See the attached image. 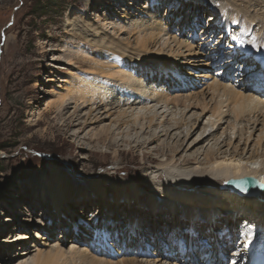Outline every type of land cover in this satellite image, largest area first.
I'll list each match as a JSON object with an SVG mask.
<instances>
[{
  "label": "bare ground",
  "instance_id": "bare-ground-1",
  "mask_svg": "<svg viewBox=\"0 0 264 264\" xmlns=\"http://www.w3.org/2000/svg\"><path fill=\"white\" fill-rule=\"evenodd\" d=\"M138 1H128V5L124 9L129 16L130 14L132 15V22L126 23L124 21L123 24L117 25L115 20L109 18V20L107 19V24L109 23L106 26L107 29L101 33L97 26L88 22L87 17L83 15L84 13L78 17L71 18L69 16V24L74 31L78 30L82 34V39L86 44L91 43L99 49L97 50L98 52L100 50L111 51L125 56L126 60H129L122 64L118 63L120 67L118 69L113 66L110 68L105 66L106 69L102 67V72L100 73L102 77L93 76L92 79L86 82L84 88L80 90L73 91L70 88L69 94L65 93V95L63 94L59 97L58 101L55 100L51 104L48 103L46 109L52 110L56 108L61 115L65 116L68 114V117L65 116L64 118L69 126L71 124L72 126H86L91 123H103L111 119V123L108 126H103L99 133L94 132L98 141L103 142L110 138L111 144L109 145L119 144L118 138L123 134L121 129L125 127L129 128V130L126 133L127 139L124 138V141H128L131 138L132 142L136 143L134 146L142 147L146 143L149 146L153 142L161 140V137L164 136L166 138L163 144L165 143L166 145L164 147L159 145L154 150L166 147L173 153L180 147L181 143H179L180 140L179 142H177L178 140L176 141L178 144L173 143L171 141L172 138L174 136V139L183 137L185 140L192 135L193 127L206 119L205 122L203 121L204 125L201 132H199L200 135L190 143L195 146L198 143L207 141L206 146H208V149H204L206 150L204 158L201 159L196 156V159H191V154H187L180 162L175 157L164 159L163 156L166 153L162 149L163 159L158 164L156 163L158 167L154 165L156 168L153 167L150 173L146 171L149 173L146 176L148 183L146 190L150 189L155 195L147 200V204L144 207L146 212L142 211V209L137 211L135 207H132V211H137L140 218H142L139 222V228L142 222V229H136V234H140L146 241L157 246L158 249L163 242H166L170 248L173 246L172 241L170 242L169 240L174 238L171 236L167 237V234H163V232L170 233L171 225L175 224L181 234V228L178 225L183 224L187 217L189 229L195 228L193 230L197 231L199 236H201L198 229L202 227L201 230L204 237L211 236L216 238V250H213L215 253L211 254L208 248L206 252L209 257L207 258L202 259L203 254L201 251H197L194 255L178 260L175 257L170 258L168 254L160 251L158 256L161 259H138L134 256L125 262L128 264H206L209 258L211 264H223L219 254L220 252L227 253L230 251L228 248L225 249V246H232L233 240L229 236L236 233L233 229V233L224 235L227 230L231 232L228 226H236L237 229L242 221L252 219L255 221L252 236L264 235V189L261 190L259 185L254 182L243 184L242 187L248 192H258L256 196L249 197L247 195L240 196L241 194H238V192L222 187L223 182L232 178L253 177L264 184V153H256L258 149L256 150L255 147L251 154L246 156L249 151V145L247 146V144L255 139H252V137L257 130H259L260 134H264V96L257 95L253 89L257 90L259 88L249 84L237 86L232 85L230 82L221 81V79L216 77L218 74L213 75L210 73V59L205 60L204 64L202 59L196 57L201 51L199 46L195 47L185 37L179 38L173 33L172 29L168 28L165 30L163 28L165 26L163 22L165 16L164 14L161 15L160 7L171 6V13L173 7H176V5H171L172 0H154L157 3L156 5L151 3L149 7L143 5L142 8L141 6L138 8ZM183 1L182 4H179L178 9L174 10V14L177 13L175 16L182 21L186 18L191 22V26H197L201 19H196L193 22L192 16H198V13L195 12L193 14V12L199 9V6L194 8V5L199 4L205 7L203 3L206 0H186L187 3ZM200 11L205 14L202 9ZM156 12L158 15H156ZM214 13L215 17L213 19L216 20L215 23L218 25L222 24L221 27L224 28L225 32H235L236 29L233 30L232 28L236 24L238 28H241V33L237 36V42L241 40L238 43H240L239 47L244 53L243 55L245 57H254V62L259 60L260 64L258 65L264 70V0H224L214 9ZM121 16L123 17L124 15ZM146 19L149 20V23L145 21ZM174 19L176 18L174 17ZM91 27L94 29H91ZM110 29L113 32H110ZM247 33H253V35L247 39L245 36ZM125 34L128 36L125 37ZM257 36L259 37L258 39L255 38ZM243 38H246V40ZM229 39L232 38L230 37ZM184 48L185 51L183 50ZM79 50L85 51L81 47ZM70 55H72L71 58L74 60L78 59L80 62H93L95 60L90 56L88 58L83 53H70ZM227 61L230 62L229 59ZM93 65L96 66L95 68L101 66L96 61L93 62ZM184 65H189L190 67L187 66L188 68H191V66H203L202 78L211 79L205 88L207 90L205 93L211 96L209 98L212 102V107L210 106L209 114L206 118V109H203L201 113L196 110L193 113L191 112L192 108H197L196 105L199 103L204 106L207 103L203 101L206 99H203L204 92L203 94L200 93V95L193 92L192 94H185L181 91L176 92V90H179V84L182 89H188L189 91L190 88L200 83V81L190 78L189 81L185 80L182 86L179 81V77H182L179 68ZM143 68L148 73V76L145 77L149 80L148 83L143 81V79L141 80V76L138 74L137 70L140 71ZM187 71H189V73L186 72L187 74H194L193 70ZM116 87H119L120 92L117 91ZM260 90V93L264 95V87L260 88ZM200 98L203 100L200 101ZM72 102L75 104L74 107L70 106ZM196 102L197 104H195ZM71 107L73 111L69 112ZM87 107H89V110L82 114L81 112L86 110L85 108ZM188 112L192 114L187 116ZM112 123H115V128H113ZM225 123H227L226 127L219 133V136L216 135L217 130ZM177 129L181 130L173 132ZM260 137L261 135H258L257 140H254L258 145L260 144L258 143L260 142ZM76 138H78V135H76ZM234 138H240L238 146L244 139V146L240 147V149L235 147L234 150H230L232 147H229ZM225 146L227 148L223 150ZM171 152L170 154H172ZM153 155L154 151L151 150L143 152V158L146 160L153 161V159L157 158ZM61 172V169L53 168L51 176H43V180L46 182L44 188H46L50 196H47L45 191L41 195H37V197L41 196L44 204L47 202L43 208L46 212L50 211L52 215V206L60 215L64 209L68 210L69 199L71 200L72 192L66 188L65 178ZM108 180L110 183H107ZM108 180L105 184H117V190L119 191L123 187L131 186V184L128 185L122 179L108 177ZM200 184H203V186H197ZM106 185L102 187L98 185L97 188L99 187V190L103 189V191H106ZM136 187L137 184L132 183L130 188ZM136 189L133 194L119 193V198H123L124 195L127 196L125 202L119 203L121 199H117L116 205H124L133 198L139 200L138 196L143 193L136 191ZM124 190L125 192L127 191V189ZM18 197L23 201V196ZM46 197H50L49 201ZM29 198L31 205L37 202V198L32 199L30 196ZM50 201L52 206L49 204ZM59 204L61 205L59 206ZM99 204L101 205V203ZM125 206V210H127L128 207L126 204ZM17 208L16 212L18 214L14 213L13 216L6 218V221L10 223H3V225L5 224L4 228L14 225L17 230L21 231L17 232L15 236L0 238V264H5L3 263L4 260H11L7 261L8 264H116L113 261L96 257L93 252L81 245L84 241L85 235L83 233L85 231L81 230L77 233L74 229L71 230L72 233H69L73 237H68L72 240L67 246H65L64 240L67 242L68 238L63 239V241L59 239L51 241L52 237L55 238V236H53V228H50L49 241L37 231L36 238L41 240L40 245L37 241L33 242L30 246L33 249L24 247L21 252L9 255L6 259L5 257L3 258L4 251L9 254L10 249L25 246L26 241L30 238L26 231L30 226H34L31 223L33 219L25 220L26 223L22 222L23 220L20 218L22 212L20 213L18 206ZM26 210L27 212L23 215L32 213L31 209L26 208ZM121 211L124 212L123 210ZM121 211L120 214L122 213ZM44 214L46 213L44 212ZM41 215L42 213H40ZM40 216L37 219L34 218V223L36 222L40 225L44 223L43 215ZM55 222L56 225L61 224L60 227H65L63 229H70L68 227L69 222L65 221V219L63 220L60 216L56 217ZM201 224L202 226L198 227ZM218 231H220V235H218ZM259 240L262 242L264 238ZM208 245L211 246V243L209 242ZM46 246L48 249H44ZM198 246L203 248L207 244ZM240 246L243 248V243ZM243 249H241L240 253H235L238 256L241 255L240 260L243 259ZM174 251H177L176 246ZM45 255L46 258L44 257ZM162 259L166 260L162 261ZM238 263L239 261L236 264Z\"/></svg>",
  "mask_w": 264,
  "mask_h": 264
},
{
  "label": "rangeland",
  "instance_id": "rangeland-1",
  "mask_svg": "<svg viewBox=\"0 0 264 264\" xmlns=\"http://www.w3.org/2000/svg\"><path fill=\"white\" fill-rule=\"evenodd\" d=\"M39 1L41 0H0V238L15 236L17 232L21 231L17 230L14 225H9L7 228H4L5 224L3 225V223H10L6 221V218L13 216L14 213L18 214L16 212L18 210L17 206L20 213L22 212V214L19 213L20 218L23 220L21 221L26 223L25 220L33 219L31 223L34 224L28 230L26 228L30 238L26 241L25 246L10 249L9 254L3 250V258L5 257L6 259L9 255L21 252L24 247L32 248L30 246L33 242L37 241L40 245L41 240L36 238L37 231L49 241L50 228H53L52 231L55 238L52 237V242L56 239L63 241V239L72 236V234H69L72 233V229L77 233L81 230L85 231L83 233L85 235L84 241L81 245L93 252L96 257L113 261L116 264H123L134 256L138 259H161L158 256L160 251L168 254L170 258L175 253V258L178 260L182 259L178 256L179 247L175 241L180 239V237L183 239L184 236L187 238L190 236L186 243L188 245L191 244L193 237L191 233L185 232L186 229H189L187 217L183 224L178 225L181 228V234L175 224L171 225L170 233L163 232V234H167V237L171 236L174 238L169 240L170 242L172 241L173 246L170 248L166 242H163L158 249L157 246L146 241L140 234H136L140 219H142L137 211L142 209V211L146 212L144 207L147 204V200L155 195L150 189L146 190L148 187L146 176L153 167H158L157 164L163 157L164 159L175 157L179 159V162L187 154H191V159H196V156L201 159L204 158L208 149V146H206L207 141L198 143L195 146L190 143L200 135L199 132H201L204 125L203 121L205 122L206 119L195 125L192 129V135L185 140L183 137L181 139H174L175 136L172 138L171 141L173 143L178 144L176 143L177 140V142L180 140L179 143H181L174 153L166 147L154 150L159 145H161L160 147L166 145L165 143L163 144L166 138L164 136L161 137V140L155 141L149 146L146 143L142 147L134 146L136 143L132 142L131 138L128 141H124V138L127 139L126 133L129 130V128L125 127L121 129L123 134L118 138L119 146L117 144L109 145L111 144L110 138L103 142L98 141L94 134L99 133L103 126H108L111 123V119L103 123H91L86 126L67 125L64 117H68V114L63 116L58 113L56 108L52 110L46 109L48 103L51 104L55 100L58 101L59 97L63 94L65 95V93L69 94L70 88L73 91L84 88L86 82L92 79L93 76L102 77L100 75L102 67L106 69L105 66L107 68L113 66L118 69L120 68L119 64L129 60H126L125 56L111 51L100 50L98 52L97 50L99 49L97 47L89 42V44H86L82 39V34L78 30L74 31L69 24V16L73 18L84 13L83 15L87 17L88 22L97 26L101 33L107 29L106 26L109 25V23L107 24V19L109 20V18L115 20L117 25L123 24L124 21L126 23L132 22V15L130 14L129 16L124 9L128 5L127 2H133V0H42L41 7L37 9V6L40 5ZM223 1L206 0L203 3L205 7L199 4L194 5V8L199 6V9L197 11L193 10V14L195 12L198 13V16H192L193 22L196 19L201 20H199L197 26L193 27L188 19L184 18V21H182L175 16L177 13L174 14V10L178 9L179 4H182V0H172L171 5H176V7H173L171 13V6L160 7L161 15L164 14L165 16V19L163 18L165 24L163 28L165 30L168 28L172 29L173 33L179 38L185 37L195 47L199 46L201 51L198 55L196 54V57L202 59L204 64L205 60L210 59V73L213 75L218 74L216 77L221 79V81L230 82L232 85L237 86L242 84L255 85V83H258L259 86L264 87V70H261L262 67L258 65L260 64L259 60H256L258 62H254L255 60L249 61L253 57H245L242 50L235 43L237 32L240 29L238 25H233L234 27L232 28L233 30L236 29V33H231V31L228 33L221 27L222 24L218 25L213 19L215 17L214 9ZM183 2L187 3L186 0ZM151 3L153 5L157 4L154 0H139L137 4L138 8L140 6L142 8L143 5L149 7ZM106 4L110 5L107 6ZM44 6L45 9H42ZM201 9L205 11V14L201 13ZM43 12L46 14L43 15ZM121 15L124 16L122 17ZM156 15H158L157 12ZM145 21L149 23L148 19ZM93 27L91 29H94ZM109 31L113 32L111 29ZM124 36L127 37L128 35L125 34ZM230 37L232 39H229ZM255 38L258 39L259 37ZM80 47L85 51H80ZM183 50L185 51V48ZM70 53H83L88 58L90 56L95 59L93 62H99L101 66L95 68L96 66L91 61L80 62L78 59L74 60L71 58L72 55ZM228 59L230 62H226ZM187 66L190 67L189 65H184L179 68L182 76L179 77V81L182 86L185 80L189 81L190 78L196 79L200 83L190 88L189 91L188 89H182L179 84V90H176V92L181 91L185 94H192L193 92L199 95L200 93H205L207 91L205 88L211 79L202 78L201 72L204 67L191 66V68H188ZM187 70H193L194 74H187L189 73ZM137 71L141 76V80L143 79V81L148 83L149 80L145 78L148 76L146 69L143 68ZM171 72L174 73L173 71ZM143 73L145 74L144 77ZM254 75L257 76L255 77ZM175 76L178 77L177 74ZM116 89L120 90L119 87H116ZM255 92L257 95L264 96L256 90ZM203 97V99H206L200 98V101L207 102L205 106L199 103L196 105L197 108H192L191 112L193 113L196 110L201 113L203 109H206V118L209 114L210 106L212 107V102L209 98L211 97L210 95L205 93ZM72 104L70 106L74 107V102ZM85 109L81 112L82 114L88 111L89 107ZM72 111L73 108L71 107L69 112ZM189 113L187 116L192 114ZM226 124H223L217 130L216 135H220L219 133L223 131ZM112 125L113 128L116 127L115 123H112ZM179 130L177 129L173 132H179ZM76 135H78V138H76ZM258 135H261L260 142H258L260 146L255 142ZM262 138H264V134H260L259 130H257L252 137L255 141L253 140L247 144V146L249 145V151L246 156H249L255 147L256 150L258 149L256 153H264V139ZM239 140L240 138L232 140L229 147H232L230 150H234L235 147L240 149V147L244 146V139L238 146ZM226 148L227 146L223 147V150ZM162 149L166 153L165 156L162 155ZM146 150L154 151V155L157 158L153 159V161L143 158V152ZM154 165L157 166L155 167ZM53 168L62 170L61 174L65 178V186L70 189L73 195H71L72 197L70 196L71 200L69 199L68 210L64 209L60 215L52 206L51 201L49 204L52 206L53 215L50 211L46 212L43 207L47 202L44 204L41 196L37 197L44 191L47 196H50L46 188H44L46 182L43 178L45 175L51 176ZM115 172L117 173L115 174ZM108 177L122 179L128 185L131 184V186L132 183H135L137 184V189H131L129 185V187H123L119 191L117 190V184H109L110 186L105 184ZM116 181L118 182V180ZM98 185H100L99 187L106 185L107 190H99V187L97 188ZM197 186L201 187L203 184ZM124 189H127V191L125 192ZM135 189L143 193L138 196L139 200L134 198L128 200L125 203L128 207L127 210H125V204L116 205L117 199H121L119 203L125 202L127 196L124 195L123 198H119V193L133 194ZM18 196H23V201ZM29 196L32 199L37 198V202L31 205L28 200L30 199ZM46 198L49 201L50 197ZM77 203L81 204L77 205ZM132 207H135L137 211H132ZM26 208L31 209L32 213L23 215L27 212ZM120 211L122 212L121 214ZM40 213H42L43 216H41L44 218L42 225L34 223V218L37 219ZM58 216L69 222L68 227L70 229H63L65 227H60L61 224L56 225L55 221ZM249 220L253 221L252 219ZM201 226L202 224L198 225V227ZM228 227L231 229L230 233L234 232L233 229L236 231V226ZM139 229H142V222ZM201 229L202 227L198 229L201 237L207 238L208 243H211L209 249L212 251L216 250V238L211 236L204 237ZM218 235H220V231H218ZM68 240L67 242L64 240L65 246L72 239L68 238ZM147 240L149 239L147 238ZM197 240V238H194V241L198 243ZM175 246L177 251H174ZM194 246H196V243ZM44 249H48L47 246ZM44 257L46 258V255ZM164 260L166 259H162V261ZM7 261L11 260H4L3 263L8 264Z\"/></svg>",
  "mask_w": 264,
  "mask_h": 264
},
{
  "label": "water",
  "instance_id": "water-1",
  "mask_svg": "<svg viewBox=\"0 0 264 264\" xmlns=\"http://www.w3.org/2000/svg\"><path fill=\"white\" fill-rule=\"evenodd\" d=\"M247 182H251V183L254 182L255 184L259 185L261 190L264 189V184H262L259 180L253 177L242 178V179L232 178V179L227 180V183L223 182L222 187L229 188L230 190H233L234 192H238V194H241L242 196L244 195H247L249 197L256 196L258 192L257 193L248 192L242 187V185Z\"/></svg>",
  "mask_w": 264,
  "mask_h": 264
},
{
  "label": "trees",
  "instance_id": "trees-1",
  "mask_svg": "<svg viewBox=\"0 0 264 264\" xmlns=\"http://www.w3.org/2000/svg\"><path fill=\"white\" fill-rule=\"evenodd\" d=\"M39 3H40V5H38V6H37V9L41 7V4L43 3V2H42V0H41V1H39ZM42 9H45V6H44V7H42ZM42 14H43V15H45L46 13H45V12H43ZM39 15H41V14H39Z\"/></svg>",
  "mask_w": 264,
  "mask_h": 264
},
{
  "label": "snow or ice",
  "instance_id": "snow-or-ice-1",
  "mask_svg": "<svg viewBox=\"0 0 264 264\" xmlns=\"http://www.w3.org/2000/svg\"><path fill=\"white\" fill-rule=\"evenodd\" d=\"M227 183V181H225ZM246 190V189H245Z\"/></svg>",
  "mask_w": 264,
  "mask_h": 264
}]
</instances>
